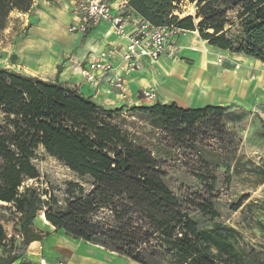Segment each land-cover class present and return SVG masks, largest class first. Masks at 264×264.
Wrapping results in <instances>:
<instances>
[{
    "label": "trees",
    "instance_id": "1",
    "mask_svg": "<svg viewBox=\"0 0 264 264\" xmlns=\"http://www.w3.org/2000/svg\"><path fill=\"white\" fill-rule=\"evenodd\" d=\"M33 0H0V31L12 11L28 13ZM154 25L196 30L222 50L264 64V0H128ZM183 3L193 15L179 18ZM83 37L82 40H84ZM0 67V202L16 215L17 234L7 236L0 222V264H25L30 244L42 238L33 223L39 214L56 230L128 257L139 264H264V241L238 247L220 233L199 229L185 203L164 182L157 150L195 147L197 125L215 120L222 128L227 107H181L155 101L127 107L156 131L155 149L121 123L125 106L107 108L75 86ZM263 130L264 122L260 119ZM42 150L77 178L65 183L60 201L52 191L25 185L39 180L33 163ZM202 214L211 203H198Z\"/></svg>",
    "mask_w": 264,
    "mask_h": 264
},
{
    "label": "rangeland",
    "instance_id": "2",
    "mask_svg": "<svg viewBox=\"0 0 264 264\" xmlns=\"http://www.w3.org/2000/svg\"><path fill=\"white\" fill-rule=\"evenodd\" d=\"M56 8L62 7L57 3L36 0L29 13L12 11L9 14L5 28L0 31V67L53 79L56 66L62 64L63 71L59 74V80L64 79L65 84L76 82L81 85L80 83L84 82L81 76L78 78V73L79 67L88 56L85 59L81 57L82 43L70 38L66 14L63 12L61 19L52 16ZM179 10L176 11L179 15L181 12L190 11L183 8V4ZM187 35L188 33L180 34L182 37ZM33 39L48 41L44 46L50 66L46 69H30L29 64L23 62L17 53L19 44H29ZM219 57L221 61L218 60ZM223 59L225 55L219 54L216 60L221 63ZM161 90L169 97L177 95L162 87ZM178 98L181 100L180 96ZM99 102L107 108L125 106L121 123L138 134L139 144L155 149L154 145L158 142L156 131L139 115H132L126 110L127 107L149 103H124L117 98L113 101L100 99ZM257 111H264V103ZM221 123L222 128L215 120L206 119L200 122L197 125L195 147L170 148L165 142L157 144L156 149L160 152L162 169L165 172L164 182L171 192L185 203L190 217L199 229L220 233L238 247L259 248L264 241L263 130L254 108L251 110L236 104L228 107ZM33 163L40 173V178L37 181L28 179L24 184L52 191L60 201L64 197L65 183L69 180L77 181L88 188L87 181L77 178L67 167L42 150L38 152ZM203 202L211 203L209 213L202 214L198 210V203ZM0 222L7 236L17 234L16 215L5 203H0ZM33 225L42 236L48 234V225L44 223L41 214L35 218ZM60 236L62 233L54 235L56 238ZM77 243L83 244L81 241ZM23 259L25 264H36L25 256ZM61 259L66 260L62 256L57 260Z\"/></svg>",
    "mask_w": 264,
    "mask_h": 264
},
{
    "label": "crops",
    "instance_id": "3",
    "mask_svg": "<svg viewBox=\"0 0 264 264\" xmlns=\"http://www.w3.org/2000/svg\"><path fill=\"white\" fill-rule=\"evenodd\" d=\"M35 1L33 0L32 8ZM43 1L59 4L62 7L61 10L56 8L52 16L61 19L64 12L66 21H70L71 14L64 0ZM183 8L190 11L181 12L180 15L176 12L175 15H178L179 18L194 14V8L191 4L183 3ZM184 30L188 33L187 36L175 35L170 39L178 47L176 57L161 56L155 63L143 59L142 68L131 74H126L123 63L116 59L117 74L124 76L129 88L130 100L124 103L140 104L141 90L154 86L157 94L155 101L161 103L176 102L177 105H182L184 108L202 107L204 105H218L228 108L236 104L251 110L254 108L259 121L261 119L264 122V111H257L264 103V64L243 54L232 53L208 44L206 40L200 38L196 30ZM54 32L56 31L54 30ZM69 35L72 40L82 43L80 56L84 59L88 56L84 64L95 59L98 52L106 47H115L122 52L125 43L114 36L105 23L99 24L85 34ZM83 37H85L84 40H82ZM219 54L225 55V59L221 63L216 60ZM81 67H79L78 78L81 76ZM30 69L33 68L30 67ZM63 80L60 78L61 82H64ZM80 84L68 83V85L77 87L83 95L90 96L99 104H101L100 99L104 101L112 99L113 101L116 98L113 93L109 92L107 85L102 80L96 87L87 85L85 81ZM161 87L171 91L172 94H177L181 100L177 95L173 97L164 95ZM161 91L162 94H160ZM187 97L189 100H186ZM44 223L48 225V234L42 236L41 240L32 242L25 254L26 259L36 264H72L73 262L74 264H139L128 257L118 256L113 251L105 250L102 246L72 238L64 234L63 231L56 230L48 222L44 221ZM60 233L63 237H54L55 234L59 235ZM78 241L83 244L80 245L77 243ZM39 246H41L40 250L38 249ZM60 256L65 257L66 260H57ZM90 257L96 258V260H92Z\"/></svg>",
    "mask_w": 264,
    "mask_h": 264
},
{
    "label": "built area",
    "instance_id": "4",
    "mask_svg": "<svg viewBox=\"0 0 264 264\" xmlns=\"http://www.w3.org/2000/svg\"><path fill=\"white\" fill-rule=\"evenodd\" d=\"M64 1L71 14L67 24L69 34H85L105 23L114 36L125 42L122 52L115 47H106L80 68V75L87 85L96 87L102 80L109 92L122 102H128L130 95L124 76L117 74L116 59L123 63L126 74L135 73L142 68L143 59L155 63L161 56L176 57L178 47L170 39L186 33L174 24H151L136 14L128 0ZM218 60L221 61V57ZM156 96L154 86L144 88L140 93L141 101L149 104L155 102Z\"/></svg>",
    "mask_w": 264,
    "mask_h": 264
},
{
    "label": "bare ground",
    "instance_id": "5",
    "mask_svg": "<svg viewBox=\"0 0 264 264\" xmlns=\"http://www.w3.org/2000/svg\"><path fill=\"white\" fill-rule=\"evenodd\" d=\"M55 33L56 32H54L53 35H55ZM30 42H31L30 44L22 43L17 46L16 49H17V53L20 56V59L23 62L29 64V66L32 67L33 69L43 70V69L48 68L50 66L49 65L50 63L48 59V53L46 52L47 50L45 49V46H44L48 41L44 42L41 40L33 39ZM41 218L44 219L45 222H47L43 214L41 215Z\"/></svg>",
    "mask_w": 264,
    "mask_h": 264
}]
</instances>
